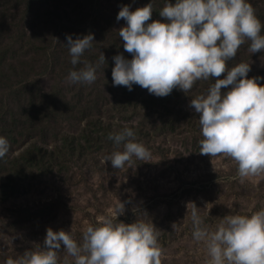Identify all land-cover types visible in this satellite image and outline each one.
Masks as SVG:
<instances>
[{
    "label": "rangeland",
    "instance_id": "rangeland-1",
    "mask_svg": "<svg viewBox=\"0 0 264 264\" xmlns=\"http://www.w3.org/2000/svg\"><path fill=\"white\" fill-rule=\"evenodd\" d=\"M150 2L0 0V135L10 144L0 158V264L44 250L49 227L70 232L82 245L86 229L107 219L151 225L161 264H208L206 247L193 237L194 208L210 231L227 215L264 209V173L242 178L229 155L200 153L204 137L190 101L206 96L215 77L166 97L139 85L132 91L113 86V57L131 58L119 36L126 26L116 19L120 7L135 10ZM249 2L264 23V0ZM166 3L152 0L151 20L162 19ZM88 33L95 41L73 65L67 36ZM250 43L226 67L249 63V78L264 77V52H250ZM101 51L106 61L97 67L95 82L66 79L85 62L97 64ZM126 127L151 159L133 156L115 169L105 157L123 151V142L116 145L108 136ZM57 264H75V257L62 246Z\"/></svg>",
    "mask_w": 264,
    "mask_h": 264
},
{
    "label": "clouds",
    "instance_id": "clouds-1",
    "mask_svg": "<svg viewBox=\"0 0 264 264\" xmlns=\"http://www.w3.org/2000/svg\"><path fill=\"white\" fill-rule=\"evenodd\" d=\"M152 7V0L135 10L131 5L120 7L116 19L125 20L126 26L120 28L119 36L131 58L123 53L113 57V86L123 85L132 91L134 85H139L150 94L166 97L175 88L186 93L196 81L215 77L206 96L190 101L199 114L204 137L200 153L210 157L229 155L238 163L242 178L264 173V84L258 83L264 77L249 78V63L241 62L230 70L226 67L246 40L251 41L250 52H264V23L252 4L249 0H167L159 12L162 19L156 20H151ZM94 41V33L75 39L67 36L73 65L80 62ZM104 61L101 51L97 64L85 62L83 68L70 71L66 79L91 84L97 79V67ZM222 74L223 78H219ZM134 135L128 127L109 133L108 139L116 145L123 142L124 147L105 157L113 168L124 167L133 156L151 159L145 145L130 139ZM9 149V141L0 135V158ZM192 219L193 237L206 247L208 264H264V209L250 216L227 215L212 231L201 227L195 208ZM62 246L75 257V264H161L157 233L151 225H114L111 219L99 227L89 226L82 245L72 239L70 232L49 227L44 250H28L20 259L9 257L6 264H57V250Z\"/></svg>",
    "mask_w": 264,
    "mask_h": 264
}]
</instances>
